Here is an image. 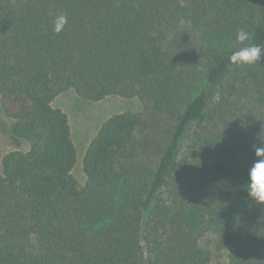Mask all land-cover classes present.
<instances>
[{
    "label": "trees",
    "instance_id": "obj_1",
    "mask_svg": "<svg viewBox=\"0 0 264 264\" xmlns=\"http://www.w3.org/2000/svg\"><path fill=\"white\" fill-rule=\"evenodd\" d=\"M240 29L264 48V0H0L14 147L1 161L0 264H209L210 231L230 264H264V205L245 188L264 144V56L229 65ZM70 89L143 106L102 124L82 189L53 106Z\"/></svg>",
    "mask_w": 264,
    "mask_h": 264
},
{
    "label": "rangeland",
    "instance_id": "obj_2",
    "mask_svg": "<svg viewBox=\"0 0 264 264\" xmlns=\"http://www.w3.org/2000/svg\"><path fill=\"white\" fill-rule=\"evenodd\" d=\"M53 106L64 111L68 117L71 138L76 149V164L71 175L79 189L87 184V177L82 167L83 156L102 124L115 114L127 111L140 112L143 109L142 103L137 98L109 96L101 101L93 102L82 99L73 89L59 94L54 99ZM9 124L10 120L0 105V171L3 156L14 149L6 134ZM30 245L31 248L37 247L36 238L31 239ZM199 246L209 252V264H230L228 250L219 248L218 238L214 232L202 234Z\"/></svg>",
    "mask_w": 264,
    "mask_h": 264
},
{
    "label": "clouds",
    "instance_id": "obj_3",
    "mask_svg": "<svg viewBox=\"0 0 264 264\" xmlns=\"http://www.w3.org/2000/svg\"><path fill=\"white\" fill-rule=\"evenodd\" d=\"M68 23V17L65 13H57L53 21V31L59 34ZM236 43L242 45L234 51L229 57V65L240 67L244 65L257 64L264 56V48L255 44H245L246 41H251L252 37L249 32L240 29L236 33ZM255 156L257 159L253 163L248 172V183L246 191L252 202L264 205V144L260 147H255Z\"/></svg>",
    "mask_w": 264,
    "mask_h": 264
}]
</instances>
